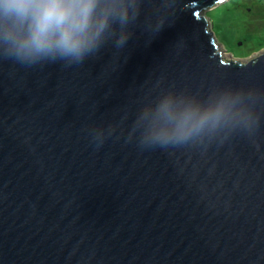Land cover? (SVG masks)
<instances>
[{"label": "water", "instance_id": "95a60500", "mask_svg": "<svg viewBox=\"0 0 264 264\" xmlns=\"http://www.w3.org/2000/svg\"><path fill=\"white\" fill-rule=\"evenodd\" d=\"M222 1L101 0L124 18L81 62L0 56V264H264V48L220 57ZM169 94L230 118L151 146Z\"/></svg>", "mask_w": 264, "mask_h": 264}, {"label": "clouds", "instance_id": "9594fccd", "mask_svg": "<svg viewBox=\"0 0 264 264\" xmlns=\"http://www.w3.org/2000/svg\"><path fill=\"white\" fill-rule=\"evenodd\" d=\"M123 18L101 0H0V56L28 65L81 62L99 49L110 21ZM232 103L226 96L166 95L152 111L145 139L162 148L186 144L217 130Z\"/></svg>", "mask_w": 264, "mask_h": 264}, {"label": "rangeland", "instance_id": "374dc122", "mask_svg": "<svg viewBox=\"0 0 264 264\" xmlns=\"http://www.w3.org/2000/svg\"><path fill=\"white\" fill-rule=\"evenodd\" d=\"M221 58L245 63L264 48V0H223L204 10Z\"/></svg>", "mask_w": 264, "mask_h": 264}]
</instances>
